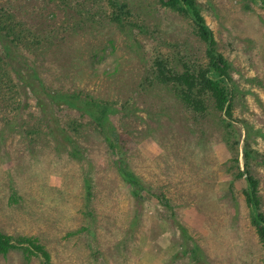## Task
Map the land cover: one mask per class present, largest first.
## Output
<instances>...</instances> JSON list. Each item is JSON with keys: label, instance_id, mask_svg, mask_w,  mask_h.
I'll use <instances>...</instances> for the list:
<instances>
[{"label": "rangeland", "instance_id": "obj_1", "mask_svg": "<svg viewBox=\"0 0 264 264\" xmlns=\"http://www.w3.org/2000/svg\"><path fill=\"white\" fill-rule=\"evenodd\" d=\"M196 1L230 64L237 147L213 107L198 115L167 87L143 84L156 58L176 71L181 61L205 63L184 15L159 0H0V54L9 52L27 91L25 109L0 103L1 232L38 238L52 264H264L243 180L228 173L235 157L245 169V141L264 157V5ZM47 89L62 101L50 105ZM85 94L114 105L103 126L83 114ZM68 121L82 130L65 133ZM107 139L142 200L117 173ZM250 169L264 212V163L253 157ZM0 264L41 263L15 249Z\"/></svg>", "mask_w": 264, "mask_h": 264}, {"label": "trees", "instance_id": "obj_2", "mask_svg": "<svg viewBox=\"0 0 264 264\" xmlns=\"http://www.w3.org/2000/svg\"><path fill=\"white\" fill-rule=\"evenodd\" d=\"M159 2L172 10L179 12L190 20L193 26L194 34L205 45V63H195V61H181V69L176 71L169 66V62L164 58H156L152 64L150 77L143 84L158 83L167 87L183 104L184 106L195 112L198 115H203L210 106L220 113V119L223 124L230 130L234 136V145L237 147L240 144L242 136V128L238 127L232 118L234 86L229 74L230 64L224 55L218 50L212 29L209 27L205 17L201 13L196 0H159ZM264 5V0H260ZM126 7V6H125ZM124 8V7H123ZM1 17V16H0ZM1 21V18H0ZM3 21V19H2ZM117 23L122 22L121 14L116 16ZM2 29L7 30V36L11 37L12 28L7 25H1ZM1 32V29H0ZM12 41L15 38H10ZM8 51L5 54H0V103L9 101L16 102V106L12 109H25L27 103L25 99L20 97L21 88L24 94L25 88L19 84H15L14 75L18 73L17 68H13L8 58ZM182 60V59H181ZM14 74V75H13ZM150 85V84H149ZM35 91V88L31 86ZM50 89L42 91L44 97L50 99L51 103H60L61 95L59 93L50 92ZM12 93V94H11ZM37 105H45L42 96L36 92ZM48 104V102H47ZM114 105L111 101L91 98L85 94L81 103L83 114L89 115L97 126H103L107 120L108 114L113 111ZM41 122V121H40ZM62 127L66 133L67 128L71 132H80L81 124L68 121ZM42 129L32 128L31 132L35 133L31 138L39 136ZM50 132V129H49ZM109 148L114 151L118 157L115 159L117 173L120 178L128 185L132 191V195L137 200L143 199V189L139 185L137 177L125 165L122 154L117 152V146L111 140H106ZM77 150L72 152L76 156ZM244 170L240 169L238 158H233L228 173L231 174L232 180H243L242 195L249 210V218L251 224L255 228V232L259 241L264 247V212L261 210V197L259 194V180L251 173L250 159L256 157L264 163L263 155H260L252 150L247 141L242 145ZM85 182L86 197L90 198L92 192L91 183L88 179ZM158 198V195H154ZM167 205L168 203L165 202ZM91 214V212L89 213ZM22 249L26 257L38 256L41 264H52L49 252L38 238L27 235H8L0 231V254H6L11 250Z\"/></svg>", "mask_w": 264, "mask_h": 264}]
</instances>
